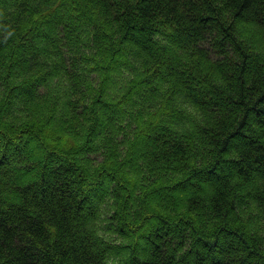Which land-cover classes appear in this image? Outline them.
<instances>
[{
    "label": "trees",
    "instance_id": "obj_1",
    "mask_svg": "<svg viewBox=\"0 0 264 264\" xmlns=\"http://www.w3.org/2000/svg\"><path fill=\"white\" fill-rule=\"evenodd\" d=\"M0 264H264V0H0Z\"/></svg>",
    "mask_w": 264,
    "mask_h": 264
},
{
    "label": "rangeland",
    "instance_id": "obj_2",
    "mask_svg": "<svg viewBox=\"0 0 264 264\" xmlns=\"http://www.w3.org/2000/svg\"><path fill=\"white\" fill-rule=\"evenodd\" d=\"M181 187H186L187 188L188 185L187 184L186 185L184 184V185H181V186L179 185L177 188H181ZM141 246L144 247V244L142 243Z\"/></svg>",
    "mask_w": 264,
    "mask_h": 264
},
{
    "label": "bare ground",
    "instance_id": "obj_3",
    "mask_svg": "<svg viewBox=\"0 0 264 264\" xmlns=\"http://www.w3.org/2000/svg\"><path fill=\"white\" fill-rule=\"evenodd\" d=\"M114 118H115V117H114ZM114 121H115V120H114ZM96 129H97V128H96ZM101 129H102V128H101ZM76 133H77V132H76ZM78 134H79V133H78ZM105 134H106V133H105ZM74 135H75V134H74ZM75 137H76V136H75ZM100 137H101V136H100ZM100 137H99V138H100ZM58 139H59V138H58ZM56 142H57V141H56Z\"/></svg>",
    "mask_w": 264,
    "mask_h": 264
}]
</instances>
